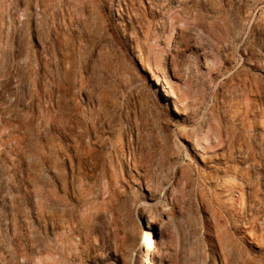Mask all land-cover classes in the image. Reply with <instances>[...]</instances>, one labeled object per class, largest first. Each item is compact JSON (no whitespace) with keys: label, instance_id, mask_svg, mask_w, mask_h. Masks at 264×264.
I'll use <instances>...</instances> for the list:
<instances>
[{"label":"rangeland","instance_id":"rangeland-1","mask_svg":"<svg viewBox=\"0 0 264 264\" xmlns=\"http://www.w3.org/2000/svg\"><path fill=\"white\" fill-rule=\"evenodd\" d=\"M263 152L264 0H0V264H126L120 191L153 264H264Z\"/></svg>","mask_w":264,"mask_h":264},{"label":"bare ground","instance_id":"bare-ground-1","mask_svg":"<svg viewBox=\"0 0 264 264\" xmlns=\"http://www.w3.org/2000/svg\"><path fill=\"white\" fill-rule=\"evenodd\" d=\"M216 9H218V8H216ZM212 10H213V8H212ZM217 13H219V12H217ZM225 14H224V16H226ZM221 22H224L225 24H229L228 20L225 18H223V21L221 20ZM137 59H138V64L140 65L141 69L144 71V73L147 74V76L150 77V80L154 83V85H155L154 90L158 94H160V98L163 100L166 108L170 112H172V114L176 118L183 121L184 116L186 115L185 110L181 105L177 104L175 102V100H173V96H174L173 90L170 89V87L168 88V86L165 85V79H163L160 75H157L156 73H154L152 70H149L146 62L142 58H137ZM237 130H238V128H237ZM243 131L244 130H242V132ZM233 137H235V136H233ZM127 146L129 148L128 149L129 154L131 155L132 168L135 171L141 170L145 174L148 175L151 172V170L154 169L153 166L156 164V161L158 160V158L162 164V167L160 169L162 172L161 178L156 185H152L150 183H146L144 185L140 181H138L135 176L131 177L128 174V177L131 178V181H130L131 190L133 192H135L136 190H142L144 192V194L146 195V197H148V199H150V200H153L155 198H159L162 194H165L167 191L168 183H169L165 180V175H166V169L168 168V165L170 163V158L167 157L166 152L164 154H161L160 157H157L155 152L154 153L149 152L146 156V155H144L143 151L140 148L134 147L132 145L131 146L127 145ZM122 147L124 148V146H122ZM198 147H199V145H198ZM167 170H169V169H167ZM125 198H126L125 192L120 191L119 197L116 201V204L119 205V207H120L119 208L120 212L122 213L123 217L126 219V224H125V221H123L124 226L121 225V227H124V229L126 231L125 232V238H124V244H123V248H122V255L124 256L126 264H143V263L144 264H153V260H152V257L150 254H151V251L153 249H156L158 246V242L155 238V229H156V227L158 228L159 218L157 217V218H155L156 220L154 222H151V220H152L151 216L152 215L150 212H148L151 209L147 210V208L144 207V205H142L143 207H140L139 211H138L139 212L138 216H140L141 218L136 220L135 226L133 227V218H132L130 209L128 208V205L126 203ZM166 200H167L166 198L162 199V204L159 206L160 208L158 207L159 208V210H158L159 214L158 215H161V210L165 209L164 206L167 204ZM147 205H150V204H147ZM144 216H146V217H144ZM137 250L139 251L138 253H136Z\"/></svg>","mask_w":264,"mask_h":264}]
</instances>
